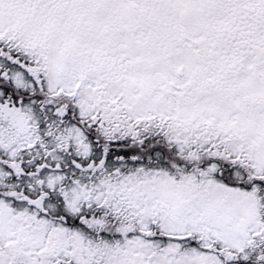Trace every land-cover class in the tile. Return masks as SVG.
Listing matches in <instances>:
<instances>
[{
  "label": "snow or ice",
  "instance_id": "6c2138e0",
  "mask_svg": "<svg viewBox=\"0 0 264 264\" xmlns=\"http://www.w3.org/2000/svg\"><path fill=\"white\" fill-rule=\"evenodd\" d=\"M0 264H264V0H0Z\"/></svg>",
  "mask_w": 264,
  "mask_h": 264
}]
</instances>
